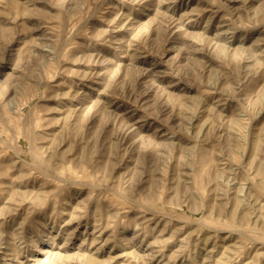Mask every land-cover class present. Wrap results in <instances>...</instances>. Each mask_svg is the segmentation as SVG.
I'll use <instances>...</instances> for the list:
<instances>
[{
	"label": "rangeland",
	"instance_id": "1",
	"mask_svg": "<svg viewBox=\"0 0 264 264\" xmlns=\"http://www.w3.org/2000/svg\"><path fill=\"white\" fill-rule=\"evenodd\" d=\"M0 264H264V0H0Z\"/></svg>",
	"mask_w": 264,
	"mask_h": 264
}]
</instances>
